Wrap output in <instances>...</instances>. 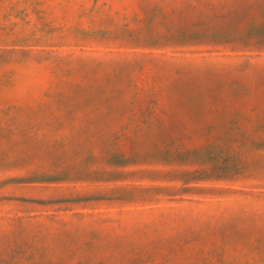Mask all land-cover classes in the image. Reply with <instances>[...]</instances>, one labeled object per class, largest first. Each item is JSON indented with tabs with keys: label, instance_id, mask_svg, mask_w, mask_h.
Segmentation results:
<instances>
[{
	"label": "rangeland",
	"instance_id": "1",
	"mask_svg": "<svg viewBox=\"0 0 264 264\" xmlns=\"http://www.w3.org/2000/svg\"><path fill=\"white\" fill-rule=\"evenodd\" d=\"M0 264H264V0H0Z\"/></svg>",
	"mask_w": 264,
	"mask_h": 264
}]
</instances>
